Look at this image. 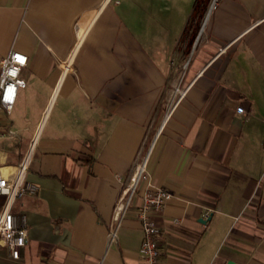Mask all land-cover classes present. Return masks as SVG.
I'll return each mask as SVG.
<instances>
[{
    "label": "crops",
    "instance_id": "0c3cea01",
    "mask_svg": "<svg viewBox=\"0 0 264 264\" xmlns=\"http://www.w3.org/2000/svg\"><path fill=\"white\" fill-rule=\"evenodd\" d=\"M181 1L0 0V73L28 56L0 109V170L13 180L29 150L38 185L13 208L21 257L0 244V264H141L155 185L172 194L152 212L163 264H264V0H217L201 30Z\"/></svg>",
    "mask_w": 264,
    "mask_h": 264
},
{
    "label": "built area",
    "instance_id": "2783aa9c",
    "mask_svg": "<svg viewBox=\"0 0 264 264\" xmlns=\"http://www.w3.org/2000/svg\"><path fill=\"white\" fill-rule=\"evenodd\" d=\"M28 56L20 51L12 50L2 59L0 73V109L10 112L17 100L18 90L27 85L26 80L21 76V70L26 66ZM239 113L244 111L242 106L237 108ZM264 150V145H263ZM30 151L24 153L18 171L13 180L8 179L0 170V194L5 195L6 201L0 212V244L8 247L10 255L14 259L21 257L22 250L28 241V226L26 215L14 213V205L19 198L26 194H34L38 185L27 180L25 173L30 167ZM148 157L137 162L130 180L125 188L123 196L115 206V218L121 223L126 211L129 208L132 196L139 190L140 183L148 177ZM172 194L161 186H154L153 190H146L143 202L138 210L144 239L140 249L141 264H163L161 250L156 238L158 227L152 212L163 210ZM116 231L111 232L115 237Z\"/></svg>",
    "mask_w": 264,
    "mask_h": 264
},
{
    "label": "rangeland",
    "instance_id": "374dc122",
    "mask_svg": "<svg viewBox=\"0 0 264 264\" xmlns=\"http://www.w3.org/2000/svg\"><path fill=\"white\" fill-rule=\"evenodd\" d=\"M215 0H182L181 4L177 6V11L184 16H188L190 20H197L199 18L198 29L201 30L205 24L206 18L209 14V8L213 9ZM217 2V0H216ZM215 5V4H214ZM16 107L12 111V117H16Z\"/></svg>",
    "mask_w": 264,
    "mask_h": 264
},
{
    "label": "water",
    "instance_id": "95a60500",
    "mask_svg": "<svg viewBox=\"0 0 264 264\" xmlns=\"http://www.w3.org/2000/svg\"><path fill=\"white\" fill-rule=\"evenodd\" d=\"M228 264H237V263H235L233 260H229Z\"/></svg>",
    "mask_w": 264,
    "mask_h": 264
},
{
    "label": "bare ground",
    "instance_id": "6f19581e",
    "mask_svg": "<svg viewBox=\"0 0 264 264\" xmlns=\"http://www.w3.org/2000/svg\"><path fill=\"white\" fill-rule=\"evenodd\" d=\"M216 3V0L214 1V4ZM214 4H213V6H214ZM210 12V11H209Z\"/></svg>",
    "mask_w": 264,
    "mask_h": 264
}]
</instances>
